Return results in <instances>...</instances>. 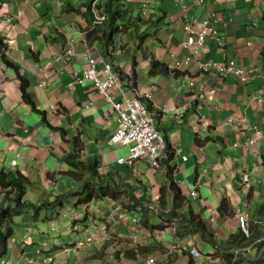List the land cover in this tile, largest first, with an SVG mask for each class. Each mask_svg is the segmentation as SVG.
<instances>
[{"label":"crops","instance_id":"0c3cea01","mask_svg":"<svg viewBox=\"0 0 264 264\" xmlns=\"http://www.w3.org/2000/svg\"><path fill=\"white\" fill-rule=\"evenodd\" d=\"M84 2L0 0V32L8 42L9 56L21 65L22 77L29 82L34 103L23 100L22 82L0 55V169L25 174L31 181L25 202L40 205L49 201L43 212L54 209V204L60 207L59 197L80 190L85 181H92L93 170H101L105 178L117 183L113 185L118 189L117 196L97 202L92 218L77 231L78 234L84 231L85 235H80L72 244L57 240L51 245L41 237L11 236L8 253L1 264H46L45 259L50 256L55 259L53 264H111L116 243L122 248L117 255L120 264H146L149 257H157L159 264H190L193 260L189 253L169 252L173 241L170 230L151 213L149 226L136 224L131 219L119 225L107 220L108 212L116 209L140 219L139 211L145 209L143 197L148 196L147 201L157 203L166 177L162 170L152 168L145 160L134 165L117 163L119 158L128 156L127 148L110 141L118 126L117 112L92 84L77 90L71 88L76 68L85 69L89 65L78 58L62 60L67 49H75L82 56L93 48L94 58L114 62L129 77L136 70L137 90L129 86L130 80L126 78L127 95L138 94L151 101L154 111L158 112V130L168 138L173 150L181 149L187 157H176L173 163L176 181L189 204L206 223L209 210L215 212L212 215L216 222L207 225L218 242H226L238 233V212L249 220L258 243L263 242L264 225L246 215L245 208L252 209L259 185L264 199V138L256 146H248L257 126L264 135V0H185L186 10L177 6L175 0H154L150 16L157 15L154 20L164 17L152 26L156 35L149 36L143 45L136 43L126 50H118L113 57L107 56L99 43L94 46L84 43V30L88 27L81 9ZM134 7L141 8L139 3ZM210 13L216 14L224 46H219L209 29L210 35L199 58L187 68L177 70L176 57L184 59L190 53V48L184 45L186 24L194 23L200 31V22ZM152 56L168 65L170 73L151 75ZM231 59L248 69L246 81L235 77L218 79L201 72L200 64ZM192 79L197 81L195 88L190 86ZM113 94L116 100H121L119 91ZM175 108H183L179 117L172 111H161ZM230 118L235 122L245 118L243 129L237 128L236 123L229 125ZM58 128L83 141L84 151L78 157L83 168L77 169L63 160L74 148L70 150L71 144L63 140ZM13 160H19V165L11 167ZM73 172L82 174L81 183L66 175ZM61 177L71 182L59 183L60 190L51 180L57 183ZM195 188L198 198L192 199L190 192ZM224 197L231 200L235 211L232 218L221 212ZM12 222L17 223L14 218ZM53 224L57 228L58 224ZM78 241L84 244L77 248ZM211 245L206 247L212 251ZM199 248L203 253L200 244ZM228 249L237 251L232 245ZM256 254L255 249L249 259L252 264H257L259 254ZM216 256L217 260L204 264L227 263L223 257Z\"/></svg>","mask_w":264,"mask_h":264},{"label":"clouds","instance_id":"9594fccd","mask_svg":"<svg viewBox=\"0 0 264 264\" xmlns=\"http://www.w3.org/2000/svg\"><path fill=\"white\" fill-rule=\"evenodd\" d=\"M157 2H161V0H156ZM107 2H109V0H89L88 2H84L82 5H81V9H83L84 10V15H85V17L87 18V21H88V27L84 30V34H85V44L86 45H90V46H94V44L95 43H99L100 45H101V42H100V38H101V36H102V33H97L96 35H94L93 36V39L91 40V42L88 40V35L90 34V33H94L95 32V29H98V28H103V29H106V24L108 23V15H107V13H106V10L104 9V7H103V4H105V3H107ZM154 2V0H143V1H138V0H125V4H126V6L133 12V15L135 16V15H137L135 12L136 11H134V9H136L135 7H133V8H131V3H134V6L136 5V4H140V9H139V13H141V14H143V16H145L148 20H149V23L147 24V25H145V26H147L148 27V32L146 33L147 35H145V40H144V42L143 43H141L140 41H137V40H133V41H131V42H128V44L126 43V40H125V38L122 36V35H117L116 37H115V48H116V50H113V51H109V52H106L105 50V52L107 53V56H110V57H113L114 55H115V53L118 51V50H126L127 48H128V46L130 45V47L131 46H133V45H135L136 43H138L139 45H143L144 43H145V41L147 40V38L150 36V37H154V35H156V33H153L152 32V29H153V27H152V24L153 25H155V24H157V23H155V22H157L158 20H164V17L163 18H160V19H156V20H154V18L153 17H155V16H157V15H155V14H153V15H151L150 16V14H151V11H150V6H151V4ZM175 3H176V5L177 6H180V7H182V8H184V10H186L187 9V4L185 3V0H175ZM89 13H91V16H92V18H93V21H91L90 19H91V16H90V14ZM138 13V14H139ZM218 20H217V18H216V14L215 13H210L208 16H207V18H205L202 22H200V25H201V29H200V31H197L196 29H195V24L194 23H187L186 24V26H187V38H186V40H185V43H184V45H185V47H188V48H190L189 50H190V53L184 58V59H180V58H178V57H176V59L178 60V61H176L175 62V67L177 68V70H182L183 68H187L188 66H190L191 65V63L193 62V60L194 59H198L199 58V54H200V52L205 48V46H206V43H207V38L209 37V29H211L212 30V36H213V38L218 42V44H219V46L220 47H223L224 46V42H225V40L222 38V37H220L219 35L221 34V32H220V27L218 26ZM144 26V27H145ZM143 27V28H144ZM206 31L207 32V36H206V42H205V45H204V47L203 48H201L200 50H198V53L196 54V51H197V48H196V46L195 45H192V44H188V41H189V38H191V37H198L199 36V34L201 33V32H203V31ZM143 31H144V29H143ZM144 32H146V31H144ZM152 32V33H151ZM0 34H1V32H0ZM1 36L4 38L3 40H4V42H5V44H7L8 45V42L6 41V39H5V37L1 34ZM102 47V46H101ZM193 47V49H191ZM93 49V48H92ZM92 49H89L88 51H86V53L85 54H83L82 56H80L79 54H78V52H76V50L75 49H67V50H65L64 51V53L62 54V56H61V59L62 60H71L72 58H78V59H81L82 61H85L89 66L87 67V68H85V69H82V68H76V70L73 72V75H72V77H73V82L71 83V88L72 89H74V90H77L78 88H81V87H83V86H85V85H87V84H92V86H93V88L95 89V91L98 93V94H100V95H102L103 96V98L115 109V107L113 106V104H112V101L113 102H117V101H122V100H124V95H123V93L124 94H126V97L127 98H138V99H140L148 108H149V111L150 112H152V113H154L155 114V118H156V126H157V130H158V125H157V116H158V112H155L154 111V109H153V106H152V104L149 106V104H147V102H146V100H148V99H146V98H144L143 96H141V95H134V96H132V97H129L128 95H127V91H126V89H125V87H124V81H125V79H123L122 78V75H121V73L119 72V70L120 71H123V69H119V68H117V65H115V63L113 62V63H110V62H106L103 58H101V59H96V58H94V55H93V53H92ZM9 47L8 48H5V49H3L2 51H0V55H1V58L3 59V61L6 59V60H8V61H10V62H12L14 65H15V67L14 66H12V67H10V68H12V69H14L15 70V72H16V75H17V77H18V79L21 81V82H23V80H26L27 82H28V80L27 79H25V78H23L22 77V74H21V71H20V66L21 65H19V64H17L16 62H14L13 60H12V56H9ZM153 57V56H152ZM174 57H175V55H174ZM155 58V57H154ZM152 59V58H151ZM232 60H234V61H236L237 62V65L239 66V67H241V68H244L245 70H246V72L248 71V69L247 68H245V67H242L239 63H238V61L237 60H235V59H231V60H229V61H226V62H211L210 64H208V63H205V64H200V69H201V72H202V74H206V75H210V74H212L213 76H215V77H217L218 79H227V78H229V77H235V78H237V79H241V80H243V81H246L247 79L246 78H241V77H238V76H228L227 78H222L221 76H219V75H216V74H214V73H212L211 71H206L205 70V67H212V66H214V64H223V63H230ZM135 62H136V58H135ZM4 63H5V61H4ZM6 64V63H5ZM7 65V64H6ZM8 66V65H7ZM93 66H95V68H96V70H97V76H98V80L99 81H101V82H104V81H106L107 79H109L110 77H113V78H115V79H117L120 83H121V86H120V88H117V87H113V88H111L110 89V91H109V97L107 96L108 94H105V93H103L102 92V90L97 86V84H96V82L94 81V80H88V81H85V82H81V76L83 75V74H85V72H88V71H90L92 68H93ZM110 67L111 69H110V72H107V68L106 67ZM16 67H18L19 68V72H17L16 71ZM136 71V70H135ZM246 72H245V74H246ZM123 73H124V71H123ZM150 73V72H149ZM20 74V75H19ZM125 74V73H124ZM151 74V73H150ZM136 75H137V73H136ZM152 75V74H151ZM155 75H157V74H155ZM158 75H163V74H158ZM133 76H134V72H133V75H132V77L130 76V79H136L137 80V78L136 77H134L133 78ZM244 77H246V75L244 76ZM130 83H131V81H130ZM28 84H29V82H28ZM137 84V83H136ZM43 85L44 86H46V83H43ZM197 85V81H196V79H192V81H191V83H190V86L192 87V88H195V86ZM22 86V85H21ZM132 89L133 90H137V87L135 86V87H132ZM113 91H119L120 93H121V96H122V98H121V100H116L115 99V96H114V94H113ZM21 93H22V91H21ZM28 93H29V86H28ZM30 95V94H29ZM150 101V100H149ZM151 102V101H150ZM53 109H56V107L54 108V106H53ZM116 110V109H115ZM162 112L164 111V112H173L174 114H176V116L177 117H179L180 115H181V113L183 112V108H182V110L181 109H173V110H165V109H162L161 110ZM116 112H117V115H118V126H117V128H116V130H115V132L113 133V135L111 136V138H110V141H111V143L112 144H116V145H120V146H123V147H125V148H127L128 149V156L127 157H122V158H119L118 160H117V163L118 164H120V165H124V164H129V165H134L137 161H139V160H145L152 168H154V169H160V170H162L163 172H164V174H165V177H166V182H168V177H167V175H168V164H167V159H168V152H169V149L171 148V146H170V143H169V140H168V138H166V136L162 133V132H160L159 130H158V132L164 137V139H165V142H166V145H167V149H166V156H165V158H164V160H163V162H161V164H160V166H155V165H153L152 163H151V161L149 160V158L148 157H140V158H131V150H132V148L134 147V144H129V145H124L121 141H117V140H115L114 139V137H115V135H116V132H117V130H118V128H119V118H120V116H119V112L116 110ZM233 118H230L229 119V125H232V124H234V123H236V127L237 128H239V129H243V127H244V123H245V118L242 120H239V121H237V122H235V121H233L232 120ZM58 131H61V134L63 135V132H65L66 134H68L64 129H61V128H58L57 129ZM257 131H260L261 133H262V137H261V139H259L258 140V142H257V144L259 143V141L261 142V140H263V138H264V135H263V132H262V130H260V129H258L257 127L255 128V137H256V133H257ZM69 135V134H68ZM69 137V139L70 140H73L75 137L74 136H68ZM73 139H72V138ZM76 137H79V136H76ZM62 138H63V136H62ZM81 139V138H80ZM252 139V138H251ZM63 140H64V138H63ZM250 140V139H249ZM65 141V140H64ZM66 142V141H65ZM68 142V141H67ZM81 142H82V145H83V141L81 140ZM69 144H71V142H68ZM256 144V145H257ZM84 146V145H83ZM248 146H251V145H248ZM74 147V146H73ZM172 149V148H171ZM173 150V149H172ZM82 151H84V149L82 150ZM174 151V153H175V157H174V160H175V158L176 157H185V158H187L186 156H184L183 155V150H173ZM179 152H181V154H179ZM74 153V152H73ZM72 153V154H73ZM71 154V155H72ZM81 154V153H80ZM13 161H15V160H13ZM12 161V162H13ZM12 162H11V167H16V166H18L19 165V160H17V162H18V164L17 165H13L12 164ZM70 165V164H69ZM100 168V167H99ZM1 170V169H0ZM1 171H6V170H1ZM7 172V171H6ZM17 172H20V171H15V173H17ZM93 172H96L97 173V175H94V176H92V178H93V180L92 181H85L84 183H82V188L79 190V189H76L75 191H71V192H68V193H66V195H62L61 197H59V204H60V207H62L63 205H64V202H63V200H65V202L67 201V198L68 197H70V196H72V197H75V196H78L79 194H81V193H87V192H91V190H93V191H97V190H99V188H101V187H104V186H107V189L109 188L111 191H117L118 189H116L114 186H117V183L116 182H113L112 180H110L109 178H105V176H103L102 174H101V170L99 171H96V170H93L92 171V173ZM22 173V172H21ZM74 173H76V172H74ZM23 175H24V173H22ZM78 174V176L77 177H72V176H70V177H72V178H74L77 182H80L81 183V181L83 180V178H81L82 177V174L81 173H77ZM66 175H68V174H66ZM25 176V175H24ZM28 178V177H27ZM30 181V180H29ZM177 182V181H176ZM178 183V182H177ZM58 184V183H57ZM57 184L56 185H54L53 184V186H57ZM85 184V185H84ZM179 184V183H178ZM30 185H31V181H30ZM30 185L27 187V192H28V189H29V187H30ZM95 185V186H94ZM114 185V186H113ZM192 192H196L197 193V196L194 198V197H192ZM192 192H190V197L192 198V199H197L198 198V192H197V188H195L194 190H192ZM27 194V193H26ZM97 194V193H96ZM26 196V195H25ZM1 197H2V195L0 194V199H1ZM89 197V196H88ZM106 199H112V198H109V197H107ZM106 199H99V198H97V197H95V198H93L92 200H90V201H88V198L86 199V202H87V205H88V208H87V213H86V216H85V218H84V222H86L87 220H89L90 218H92L91 217V214L92 213H90V210H92L93 209V207L97 204V202H101V201H104V200H106ZM158 200H159V198H158ZM24 203H27V202H25V197H24ZM30 204H32V203H30ZM152 204H156V205H158L159 206V203L157 202H151V201H146L145 202V208H147V209H149L150 210V213L154 216V217H157V218H159L160 219V217H159V215H160V211H161V207L159 206V208H160V210H159V213L158 214H156L154 211H152L150 208H149V206L150 205H152ZM33 205H35L36 206V208L37 207H40V210L39 211H45L46 210V208L50 205V202L49 201H43L40 205H38V204H33ZM54 206H57V205H55L54 204ZM28 210H31V211H34L35 213H39V211H36V209H31V208H28ZM25 211H27V209L25 210ZM24 211V212H25ZM93 211V210H92ZM209 212H210V215H208V218H207V222H210V219L212 218H214V220L216 221V218H215V216H213L212 214L213 213H215V212H212L211 213V211L209 210ZM118 214H125V217H126V219L127 218H129V219H131V221H133L134 223H136L137 224V218H131L130 216H129V213H127V212H118V211H109L108 212V215H107V220L110 222V223H112V224H115V223H121V224H124V222H125V220H119V221H116V222H112L111 220H110V216L111 215H118ZM238 214H242L241 212H238L237 214H236V218H237V215ZM243 215V214H242ZM244 216V215H243ZM246 217V216H245ZM13 216H12V212L11 213H9L8 215H7V217H6V221L3 223V224H5V223H9L10 224V222L11 221H13ZM247 218V217H246ZM161 220V219H160ZM237 221H238V218H237ZM247 221H248V223H249V228H250V231H251V236L250 237H246L245 236V234L241 231V229H240V227H239V225H238V231H241V233L243 234V236H245L247 239H250L251 237H252V235L254 234L253 233V230H251V225H250V222H249V220L247 219ZM78 223V222H80V220L79 219H76V220H74V225H75V223ZM161 222H162V224H163V226L165 227V229H169L170 230V233H171V235H172V238H173V241L172 242H174V238H175V236H174V234H173V232L171 231V229H170V227L167 225L168 223H175L176 225H177V234H176V237L178 238L177 240H180V241H186L187 240V238H189L190 236H192L194 239H195V241H196V244H197V247H198V249L200 250V248H199V243H198V241H197V235H194V234H187L186 236H179V234H178V223L177 222H175V221H170V222H165V221H162L161 220ZM128 223V222H127ZM211 223V222H210ZM80 227V226H79ZM74 228H75V226H74ZM10 229L11 228H9V235L11 234V232H10ZM14 234V233H13ZM27 237V236H26ZM89 239H92V238H88V240ZM176 239V238H175ZM22 241V240H21ZM21 241H19V243H21ZM82 243V245L84 244V242H79L78 244L76 243V246H77V248L78 247H80V246H82V245H80ZM258 243V241H255L253 244H246V245H244V247H241V248H245V247H249V246H252V249H251V252H250V254H249V256L247 257V258H245V259H240V261L238 262V264H252L251 262H249V259H250V256L252 255V253H253V251H254V248H255V245ZM172 244V243H171ZM171 244L169 245V250H170V246H171ZM9 246V245H8ZM240 248H237V250H239ZM264 249V248H263ZM262 249V250H263ZM201 251V250H200ZM170 252H176V251H171L170 250ZM178 252H182V253H189L190 254V256H191V258H193V261L190 263V264H193L194 262H195V258L192 256V254H191V252H185V251H178ZM236 252L237 251H235V252H233L234 253V256L231 258V260L229 261V262H227L226 264H228V263H230L232 260H233V258L235 257V254H236ZM262 252V251H261ZM260 252V253H261ZM8 253V252H7ZM201 254H202V257L199 259L200 261V263H202V264H204L205 263V261L203 260V258L205 259V260H208V261H215V260H217V254H207V255H204L202 252H201ZM263 255H264V253H263ZM263 255L261 256V258L263 257ZM209 257H211L212 259H209ZM49 258H51L52 259V261H48L49 260ZM49 258H47V259H45V262H46V264H53L54 263V261H55V259H54V257H52V256H50ZM150 258H156L157 259V263H158V258L157 257H149L148 258V260L150 259ZM261 258L259 259V261L261 260ZM148 260L146 261V264L148 263ZM7 264H8V262H7ZM159 264V263H158Z\"/></svg>","mask_w":264,"mask_h":264},{"label":"trees","instance_id":"16d2710c","mask_svg":"<svg viewBox=\"0 0 264 264\" xmlns=\"http://www.w3.org/2000/svg\"><path fill=\"white\" fill-rule=\"evenodd\" d=\"M103 7L106 10V13L108 15V23L106 24V29L98 28V29H95V32L93 34L90 33L88 35V40L90 42L93 39L94 35H96L97 33H102V36L99 40L101 42V46L103 50H105L106 52L116 50L115 37L117 35H122L125 38L127 44L128 42H131L133 40L140 41L141 43L144 42L145 35L147 34L146 32L143 31V27L147 25L149 21L145 16H143V14L139 13L134 16L133 12L126 6L125 0H109V2L103 4ZM89 14L91 16V13ZM90 20L93 21L92 16ZM152 26L154 25L152 24ZM3 39L4 38L0 34V51H2L5 48H8V45L5 44ZM4 61L9 67H12V66L15 67V65L12 62L6 59ZM16 71L19 72L18 67H16ZM150 71L152 75L170 73L169 66L162 62L157 61L154 57H152L151 59ZM119 72L121 73L123 79L128 78L131 81V83H129L130 87L136 86V83H137L136 79H130V77L124 74L123 71L119 70ZM134 77H137L136 71H134L133 78ZM28 86H29L28 82L26 80H23L22 86H21L22 97L24 101L34 105L28 93ZM146 102L147 104H149V106L151 105V102L149 100H146ZM62 136L66 142L72 141L74 142V145H75L74 146L75 152L74 154L70 155L71 157L68 159L69 163L71 162L70 164H75L74 166L75 167L77 166L76 167L77 169L83 168L84 164L80 162V160H78L79 154L81 153V150H82V146H81L82 142H81L80 137H75L73 140H70L68 137V134H66L65 132H63ZM174 157H175V153L170 148L168 152V159H167V164H168V169H169L168 175H167L168 182H166L161 187L160 192H159L158 203H159V206L161 207V211L159 215L160 219L165 222H170V221L177 222L178 223V234L181 237L186 236L188 233L190 234L192 233L194 235L200 236L201 239L204 240L206 243L209 242L210 245L213 244L217 246L218 251H219V256L223 257L227 262H229L231 258L234 256L233 255L234 253L230 252V250L228 249L230 248L231 244L235 248H241V247H244L246 243L253 244L255 241L258 240V238L254 236L253 234L250 239H247L245 236H243V234H241V231H238V233L232 236L228 241L222 242V243L218 242L215 239L214 234L212 235V233L210 232L208 225L203 220L202 216L200 214H197L194 208L189 204L187 197L184 196L183 194L182 188L176 182V178H175L176 166L173 163ZM68 175L72 177L78 176V174L74 172L69 173ZM92 175L93 176L97 175V173L93 172ZM29 185H30L29 179L26 176H24L21 172L15 173V172H6V171L0 170V194L3 197L2 201L0 199V221L1 223H4L6 221V217H7L6 215L12 212V210L11 211L7 209L5 210L4 208L8 201L14 200V202L18 206L17 208L18 212L20 209H22L24 212L28 208L36 209V211L40 210V207L36 208L35 205L30 204V203H24L23 201L27 193V187ZM12 195L14 196V199L10 198V196ZM116 196H117V192L111 191L109 188L107 189V186H104V187L99 188V190L97 191H91L89 193L88 201L92 200L95 197L99 199H106L107 197L113 199ZM143 199L146 202L149 199V197L144 196ZM141 203H143L142 200H141ZM136 207L137 206H135V210H136ZM220 208H221L222 214L225 215V217L232 218L235 216L234 208L232 206L231 200L228 197H224L222 199ZM139 213L142 214L141 218H143L144 220L141 219V222H137V224L144 223V224H147V226H149L150 210L147 208L141 209ZM259 214H260V219L264 218V200H263L262 205L260 206ZM255 226L258 229V225L256 224ZM251 230H252V226H251ZM10 232L11 233L13 232V228L10 229ZM12 235L13 234H10L9 236H7L3 233L2 229H0V240H1L0 260L1 261H2V258H4L7 255V252H8L7 240L9 239L8 237ZM235 244L237 246H235ZM263 248H264V242H261L255 245L254 250L256 249V252H258L257 254H260ZM260 264H264V257L261 258Z\"/></svg>","mask_w":264,"mask_h":264},{"label":"built area","instance_id":"2783aa9c","mask_svg":"<svg viewBox=\"0 0 264 264\" xmlns=\"http://www.w3.org/2000/svg\"><path fill=\"white\" fill-rule=\"evenodd\" d=\"M207 32L204 30L199 34L198 37L189 38L188 44L195 45L197 48L196 54L198 50L204 47L206 42ZM107 72H110V67H106ZM206 71H211L212 73L221 76L222 78H227L228 76H238L241 78H245L246 70L237 65V62L232 60L230 63L223 64H214V66L205 67ZM88 80H94L97 86L102 90L103 93L108 94L109 91L113 87L120 88L121 83L110 77L104 82L98 80L97 70L95 66L88 71L85 72L81 76V82H85ZM124 100L113 102L112 104L115 109L119 112V128L114 137L115 140L121 141L124 145L134 144V147L131 150V158H140V157H148L151 163L155 166H160L161 162H163L166 156L167 145L164 137L158 132L156 126V118L155 114L149 111V108L138 98H127L126 94H124ZM262 133L257 131L256 137L254 136L249 140V145H256L258 140L261 139ZM181 154V152H179ZM13 165H17V160L12 162ZM197 193L192 192V197H196ZM149 208L154 211L156 214L159 213V206L156 204H152ZM238 225L241 231L245 234L246 237L251 236V231L249 228V223L247 218L242 214L237 215ZM125 214L111 215L110 220L112 222H116L119 220H125ZM214 221V218L212 219ZM171 231L173 232L175 238L174 242H172L170 246L171 251H185L191 252L192 256L195 258V262L193 264H202L199 259L202 257L201 251L198 249L195 239L190 236L186 241L177 240V225L175 223L167 224ZM91 241V239H89ZM82 245V243L80 244ZM252 246L240 248L237 250L235 257L228 264H238L240 259H245L249 256L251 252ZM209 259H212L209 257ZM52 261L51 258L48 260ZM147 264H158L156 258H150Z\"/></svg>","mask_w":264,"mask_h":264},{"label":"rangeland","instance_id":"374dc122","mask_svg":"<svg viewBox=\"0 0 264 264\" xmlns=\"http://www.w3.org/2000/svg\"><path fill=\"white\" fill-rule=\"evenodd\" d=\"M82 1L88 2L89 0H81V2ZM133 7H134V3H131V8ZM134 11H136V14L139 13V9H134ZM143 29L144 31H146V33L148 32L147 26H145ZM73 146H74V143L72 146H70V150L73 149ZM253 146H256V145H253ZM69 154L71 155L72 151H70ZM69 154L63 157V160L67 162L66 163L67 165L70 164L68 163V159L71 157ZM64 181H67L68 183L71 182L70 179H65L61 177L59 182H57L58 184L55 182V180L54 181L51 180V183L53 182L52 184L59 185V183H63ZM72 182L76 184L74 180ZM58 188L61 190V185H59ZM256 195H257V198H255L254 202L251 204L252 209L250 208V210H247L245 208L246 210L245 214L247 215L248 213V215L252 217L253 220H255L257 223H261L262 225H264L263 224L264 222H261L262 219H260V214H259L260 206L262 205L263 200H264L263 197L261 196V185L258 186ZM88 196H89V192L84 193V194L81 193L75 197L70 196L67 198L66 202L65 200H63L64 205L62 207L56 206L54 209L48 210L46 212H42L41 214L35 213L34 211H30L28 209L26 212H23L22 209H20L18 212L17 211L18 206L14 202V200L8 201L4 208L5 210L6 209L10 211L12 210V216L14 217V220H16L17 222V223H14L12 221L10 222V228L13 227V229H15L14 231L15 234L13 236L15 238H19L21 236L23 239L26 236L27 237L32 236L33 239L41 237L44 242H48L51 245L57 240L62 244L74 243L76 239L80 238L79 237L80 235L81 236L85 235L84 231H82L81 234H78L77 231L80 229L79 226H82L83 224H85L84 218L86 216L87 208H88L86 199L88 198ZM10 198L14 199V196L12 195L10 196ZM2 200H3V197H1V201ZM246 207H247V204H246ZM90 213H93V211L90 210ZM39 217H41V220H39ZM46 218H48V220H46ZM76 219H79L80 222L74 225V220ZM126 221L129 222V218H127ZM54 222L58 224L57 228L55 224H53ZM210 222L215 223L216 221L215 220L213 221L211 218ZM0 229H2L5 235L9 236L8 235L9 227L7 223L3 224L0 221ZM13 236L12 238H14ZM196 238L200 246H202L201 249L203 250L204 255H207L208 253H213V252H214L213 254L218 253L217 255H219L217 246L212 244L211 245L212 251H211L210 249L206 247L209 244H207L204 240H202L200 236H197ZM10 243H11V236L9 237L8 245H10ZM0 246H1V240H0ZM120 251H122L121 244L116 243L111 252L113 256V259H111L110 261L111 264H120L119 258L117 257ZM203 260L205 261L204 258ZM6 261H8V258ZM205 262L207 263L209 261H205ZM0 264H1V260H0Z\"/></svg>","mask_w":264,"mask_h":264},{"label":"bare ground","instance_id":"6f19581e","mask_svg":"<svg viewBox=\"0 0 264 264\" xmlns=\"http://www.w3.org/2000/svg\"><path fill=\"white\" fill-rule=\"evenodd\" d=\"M162 13V12H161ZM160 19V18H159ZM145 20V19H144ZM149 21V20H148ZM203 21V20H202ZM45 119V118H44ZM258 127V126H257ZM259 128V127H258ZM55 129V128H54ZM53 129V130H54ZM62 136V135H61ZM69 136V135H68ZM80 140V139H79ZM72 142V141H71ZM74 143V142H73ZM73 143H72V145H73ZM71 145V146H72ZM171 145V144H170ZM75 146V145H74ZM74 148V147H73ZM78 149V148H77ZM74 152H75V149H74ZM79 153V152H78ZM74 154V153H73ZM70 155V154H69ZM76 155V154H75ZM75 155H73V156H75ZM72 156V157H73ZM64 157V156H63ZM66 158V157H65ZM69 158V157H68ZM185 158V157H184ZM67 160V159H66ZM71 161V160H70ZM73 161H75V160H73ZM67 163V162H66ZM69 163V162H68ZM71 163V162H70ZM72 163H74V162H72ZM91 164V163H90ZM73 166L75 165V164H72ZM86 165V164H85ZM75 167V166H74ZM77 167V166H76ZM72 169H74V168H72ZM71 169V170H72ZM19 171V170H18ZM75 171V170H74ZM82 171V170H81ZM68 173V172H67ZM79 173V172H78ZM85 173V172H84ZM89 174V173H88ZM25 175V174H24ZM86 175V174H85ZM110 175V174H109ZM107 176V175H106ZM80 183V182H79ZM80 187V186H79ZM112 202V201H111ZM137 203V202H136ZM143 204V203H142ZM137 205V204H136ZM117 208V207H116ZM120 209H122V207H120ZM125 210V209H124ZM123 210V211H124ZM116 211H117V209H116ZM127 211V210H126ZM145 211V210H144ZM136 213V212H135ZM149 213V212H148ZM133 213H131V215H132ZM134 216H136V215H134ZM132 218V217H131ZM135 218V217H134ZM136 218H138V216L136 217ZM140 218V217H139ZM140 219H143V218H140ZM140 219H138V220H140ZM148 219V218H147ZM159 219V218H158ZM137 220V221H138ZM144 220V219H143ZM142 220V221H143ZM151 220V219H150ZM138 222H140V221H138ZM148 222V221H147ZM157 222V221H156ZM159 222V221H158ZM155 223V222H154ZM120 223H118L117 225H119ZM159 224V223H158ZM207 224H209V222L207 223ZM145 225H147V224H145ZM149 225H150V223H149ZM163 225V224H162ZM131 227H133L132 225H131ZM210 227V226H209ZM164 229V228H163ZM212 231V230H211ZM14 234H15V232H14ZM13 234V235H14ZM188 234H190V233H188ZM192 234V233H191ZM211 234V233H210ZM242 234V233H241ZM12 235V236H13ZM26 235V234H25ZM213 235V234H212ZM172 236V235H171ZM14 237V236H13ZM9 238V237H8ZM15 238V237H14ZM94 239V238H93ZM234 239V238H233ZM9 240V239H8ZM14 240V239H13ZM223 240V239H222ZM15 241V240H14ZM234 241V240H233ZM238 241V240H237ZM79 242V241H78ZM261 242V241H260ZM264 242V241H263ZM21 244V243H20ZM25 244V243H24ZM170 244V243H169ZM228 244V243H227ZM227 244H225V245H227ZM234 244V243H233ZM243 244V243H242ZM247 244V243H246ZM245 244V245H246ZM30 245V244H29ZM232 245V244H231ZM160 246V245H159ZM165 246V245H164ZM236 246V245H235ZM149 247H151V246H149ZM158 247V246H157ZM162 247V246H161ZM26 248V247H25ZM24 248V249H25ZM142 248H143V246H142ZM159 248V247H158ZM165 248V247H164ZM257 248V247H256ZM259 248V247H258ZM27 249V248H26ZM166 249V248H165ZM207 249V248H206ZM234 249V248H233ZM237 249V248H236ZM130 250V249H129ZM140 250V249H139ZM154 250V249H153ZM157 250V249H156ZM216 250V249H215ZM166 251V250H165ZM203 251V250H202ZM217 251V250H216ZM125 252V251H124ZM167 252V251H166ZM170 252V251H169ZM133 253V252H132ZM168 253V252H167ZM214 253V252H213ZM258 253V252H257ZM119 254V253H118ZM134 254V253H133ZM140 254V253H139ZM173 254V253H172ZM175 254V253H174ZM187 254V253H186ZM210 254V253H209ZM218 254V253H217ZM131 255V254H130ZM234 255V254H233ZM257 255V254H256ZM256 255H255V257H256ZM127 256V255H126ZM23 257V256H22ZM133 257V256H132ZM132 257H130V258H132ZM137 257V256H136ZM191 257V256H190ZM251 257V256H250ZM125 258V257H124ZM221 258V257H220ZM20 259V258H19ZM121 259V258H120ZM128 259V258H127ZM133 259H135L134 257L132 258V260ZM24 260V259H23ZM191 260V259H190ZM228 260V259H227ZM25 261V260H24ZM191 261H193V260H191ZM30 262V261H29ZM24 263V262H23ZM252 263V262H251Z\"/></svg>","mask_w":264,"mask_h":264},{"label":"water","instance_id":"95a60500","mask_svg":"<svg viewBox=\"0 0 264 264\" xmlns=\"http://www.w3.org/2000/svg\"><path fill=\"white\" fill-rule=\"evenodd\" d=\"M263 253H264V249H263L262 252L259 254V258H258L257 264H258V262H259V259H260L261 256L263 255Z\"/></svg>","mask_w":264,"mask_h":264}]
</instances>
